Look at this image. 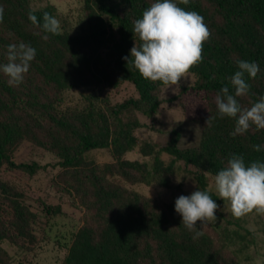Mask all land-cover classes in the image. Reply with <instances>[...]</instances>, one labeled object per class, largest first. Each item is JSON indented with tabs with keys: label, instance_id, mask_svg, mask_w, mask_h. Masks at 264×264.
<instances>
[{
	"label": "trees",
	"instance_id": "1",
	"mask_svg": "<svg viewBox=\"0 0 264 264\" xmlns=\"http://www.w3.org/2000/svg\"><path fill=\"white\" fill-rule=\"evenodd\" d=\"M153 0H84L82 27L75 33H45L29 19L43 22L55 17V6L33 9L30 0H0V63H7V45L20 41L37 49L19 85H9L0 73V172L4 165L29 174L37 163H16L12 154L28 141L55 154L61 171L56 184L84 207V223L74 233L62 264H246L232 256L197 221L198 239L185 228L174 202L145 196L126 187L157 184L181 191V177L195 188L207 190L217 204L219 196L208 188L207 174L215 175L232 154L246 165L264 161V129L255 126L244 134L230 135L235 119L217 115L215 97L237 70L235 61H256L261 71L247 77L250 90L237 97L242 107L264 95V0H177L178 6L198 12L210 30L203 42V59L188 72L194 88L205 93L208 114L198 119L202 132L197 144L180 148V129L158 147L143 141L139 153L152 162L125 159L137 146L138 114L152 115L160 106L159 91L168 85L144 78L123 57L137 42L134 21ZM47 35V39L43 37ZM123 82L134 85L138 96L111 103L103 88ZM89 88L82 103H63V93ZM213 117L211 126L206 120ZM110 149L113 160L96 163L86 154ZM165 152L169 160L161 157ZM178 180V181H177ZM193 190V191H194ZM59 207L55 212H59ZM217 212V210H216ZM38 213L25 201L24 192L0 177V264H10L4 247H29L37 241Z\"/></svg>",
	"mask_w": 264,
	"mask_h": 264
},
{
	"label": "rangeland",
	"instance_id": "2",
	"mask_svg": "<svg viewBox=\"0 0 264 264\" xmlns=\"http://www.w3.org/2000/svg\"><path fill=\"white\" fill-rule=\"evenodd\" d=\"M55 6V17L60 22V30L75 33L82 27L84 0H30L33 9L47 5ZM195 76L187 72L178 84L164 85L159 91L160 106L152 115L138 114L141 126L135 130L137 146L123 156L125 159H139L152 162L151 157L142 156L139 146L143 141L155 143L158 147L165 145L174 129H180L178 142L180 148L198 143L202 125L198 119L208 114V105L204 91L194 88ZM111 103H118L138 93L130 82H123L117 87L103 88ZM91 92L89 88L70 89L63 93V103L67 105L82 103L84 96ZM96 163L113 160L110 149H94L86 154ZM161 157L169 160L170 156L162 152ZM16 163H37L38 169L29 174L18 168L4 165L0 177L21 189L25 201L38 213L34 225L37 241L27 248L13 247L4 243L11 255L10 264H62L74 233L84 223L85 209L69 193L56 184L61 171L59 158L48 150L23 141L12 154ZM214 176L207 174L208 188L219 196L214 189ZM118 180L126 187L145 196L158 197L165 201L175 200L179 195L190 194L195 182L181 177V191H173L157 184H130ZM220 198V197H219ZM221 202L215 219L206 222L203 229L217 241L224 243L228 252L246 264H264V212L255 209L242 215H233L228 201ZM59 207L60 211L55 212Z\"/></svg>",
	"mask_w": 264,
	"mask_h": 264
},
{
	"label": "clouds",
	"instance_id": "3",
	"mask_svg": "<svg viewBox=\"0 0 264 264\" xmlns=\"http://www.w3.org/2000/svg\"><path fill=\"white\" fill-rule=\"evenodd\" d=\"M187 2V0H185ZM29 19L38 24L45 33L60 31L59 20L45 12L43 22L33 13ZM140 39L130 49V56L123 59L146 79L161 81L168 85L178 84L189 69L203 59V42L210 37V30L203 17L196 11L178 6L177 0H153L151 5L135 19L133 31ZM47 39V35L43 37ZM7 63H0V73L8 77L9 85H19L36 57L37 49L30 43L20 41L7 46ZM237 70L229 78L234 94L225 85L215 97L217 115L235 119L232 136L246 133L253 125L264 129V95L250 107H242L237 97L247 95L250 84L247 77H255L261 71L256 61L237 59ZM213 117L206 120L211 126ZM256 151L264 150V144H253ZM178 181V180H177ZM214 189L227 200L233 215L239 217L251 210L264 212V161H251L247 165L242 155L232 154L226 164L214 176ZM219 205L207 190L197 188L188 195H179L174 210L182 218L186 229L193 232V239L203 233L197 229L216 217Z\"/></svg>",
	"mask_w": 264,
	"mask_h": 264
}]
</instances>
